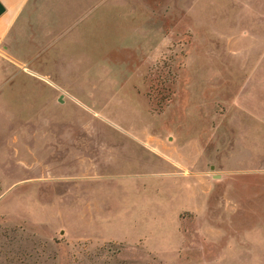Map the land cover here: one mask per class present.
<instances>
[{
	"label": "rangeland",
	"instance_id": "1",
	"mask_svg": "<svg viewBox=\"0 0 264 264\" xmlns=\"http://www.w3.org/2000/svg\"><path fill=\"white\" fill-rule=\"evenodd\" d=\"M108 2L61 42L76 98L39 115L0 74V264H264V0ZM31 3L0 47L23 67Z\"/></svg>",
	"mask_w": 264,
	"mask_h": 264
},
{
	"label": "crops",
	"instance_id": "2",
	"mask_svg": "<svg viewBox=\"0 0 264 264\" xmlns=\"http://www.w3.org/2000/svg\"><path fill=\"white\" fill-rule=\"evenodd\" d=\"M108 1L110 0H39L40 22L45 21L49 27L45 28L48 29V32L41 33L38 39V64L34 65L35 59H29L26 62V67H23L19 65L16 57L7 54L5 56L0 51V62L5 60L14 65L13 67H8L6 64L1 65L0 74L6 76V80L13 79L15 76L22 77L23 75L27 82L31 84V87L39 90L37 98L42 102L38 110L39 115L41 108L45 109L47 105V87L54 89H52L51 97L56 98L55 94L58 91L67 89L70 90L69 97L76 98L71 89H73V74L79 63V58L77 57L76 62L70 54V49H66L68 48L67 45H62L61 42L69 34L71 26L79 25L80 21L86 18L88 15L87 8L103 5ZM31 2L32 0H0V47L6 41L10 29L20 14L22 12L26 13L29 9ZM60 22L71 26L68 30L62 32L58 28ZM246 85L249 89L264 87V50L261 55L256 56L254 63L249 66ZM60 97L61 95L57 97V100H61ZM28 99L30 98L25 97L24 101L26 102ZM247 113L249 116H264V110L251 107L250 104H248ZM41 119L45 120V117L42 116Z\"/></svg>",
	"mask_w": 264,
	"mask_h": 264
}]
</instances>
